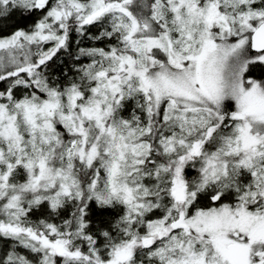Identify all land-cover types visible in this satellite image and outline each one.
<instances>
[{
    "label": "snow or ice",
    "instance_id": "snow-or-ice-1",
    "mask_svg": "<svg viewBox=\"0 0 264 264\" xmlns=\"http://www.w3.org/2000/svg\"><path fill=\"white\" fill-rule=\"evenodd\" d=\"M257 65L264 0H0V264H264Z\"/></svg>",
    "mask_w": 264,
    "mask_h": 264
},
{
    "label": "trees",
    "instance_id": "trees-1",
    "mask_svg": "<svg viewBox=\"0 0 264 264\" xmlns=\"http://www.w3.org/2000/svg\"><path fill=\"white\" fill-rule=\"evenodd\" d=\"M8 23H13V21H9ZM9 31H11V29H9ZM92 31L95 32L96 30L93 29ZM4 34L6 35L7 32H5ZM81 46L88 47V46H101V45H98L95 41H90V40L85 39L84 43ZM69 63H70V61H69ZM251 76H252V78L258 79V80L264 79V66H262V65L255 66V69L251 73Z\"/></svg>",
    "mask_w": 264,
    "mask_h": 264
}]
</instances>
